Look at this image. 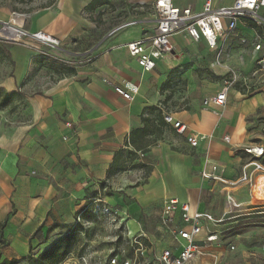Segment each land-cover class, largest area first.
I'll return each mask as SVG.
<instances>
[{"label":"crops","instance_id":"0c3cea01","mask_svg":"<svg viewBox=\"0 0 264 264\" xmlns=\"http://www.w3.org/2000/svg\"><path fill=\"white\" fill-rule=\"evenodd\" d=\"M92 1L54 0L28 14L16 13L23 15L29 33L43 32L56 39V49L42 50L40 43L30 39L17 44L0 41V67L6 72L0 73V89L24 96L23 107L14 105L22 108L0 110L2 260L24 264L29 253L40 254L68 234L79 222L80 212L103 204L123 224L124 238L139 237L151 246L148 252L145 249L144 262L153 264L162 251L178 254L181 250L182 242L160 223L165 201L177 199L191 212L213 218L212 213L221 210L216 205L219 195H237L239 206H249L253 189L264 180V172L251 166L246 170L250 180L241 179L243 167L257 160L245 148H261L259 160L264 159V84L251 93L230 88L224 107H204V100L220 93L223 81L209 83L188 76V91L180 100L185 107L167 110L161 104L167 73L187 60L186 51L201 47L213 60L214 52L203 42L179 36L171 39L170 55L158 60L152 72L144 73L125 45L153 35L155 20L147 6L154 0H96L94 9L87 10ZM205 1L173 0V4L200 12ZM211 1L215 7H229L233 2ZM1 2L0 28L18 7L13 0ZM119 15L122 18L117 19ZM260 15L264 17V9ZM134 18L138 25L109 35L118 24ZM105 19L111 23L103 28ZM251 35L238 27L227 41L223 66H231L239 57L241 72L250 71ZM241 39L247 44H241ZM69 70L74 73L69 75ZM215 70L222 79L225 69ZM124 83L138 87L131 102L114 92L113 87ZM153 107L161 118L168 113L183 123L186 133L179 135L165 123L159 126L156 112L147 111ZM147 119L159 139L141 152L129 145V139ZM170 132L177 139L165 138ZM188 134L205 139L192 148L186 142ZM153 139L154 135L149 137ZM131 152L133 157L128 155ZM203 172L216 179L203 178ZM244 191L249 198L242 201ZM256 191L264 193L261 187ZM202 225L205 230L195 242L204 252L188 264H264V233L257 240L263 248L252 243L247 253L240 250L232 257V246L205 245L212 223Z\"/></svg>","mask_w":264,"mask_h":264},{"label":"built area","instance_id":"2783aa9c","mask_svg":"<svg viewBox=\"0 0 264 264\" xmlns=\"http://www.w3.org/2000/svg\"><path fill=\"white\" fill-rule=\"evenodd\" d=\"M150 14L155 20V29L152 36L125 45V49L131 58H134L144 73L152 72L156 62L167 57L172 52L171 39L179 36H186L195 43L203 42L206 47L214 52L213 66L225 69V78L230 74L229 69L223 66V58L227 41L234 36L239 26L251 31L250 59L253 67L259 71H264V17L260 11L264 9V0H233L229 7H215L211 0L203 3L200 12H193L190 8H178L174 6L173 0H154L147 6ZM22 19V21H21ZM137 19L126 20L118 24L109 35L138 25ZM6 30H11L10 35H4ZM23 39H30L40 43L48 49H56L59 42L43 32L29 33L24 29L23 15L14 13L8 22L1 23L0 41L8 43H19ZM241 44H247L245 39H241ZM63 64H65L63 62ZM256 72L253 73L255 76ZM238 78L234 74L229 79L225 78L223 87L218 95L204 100V107L222 108L226 102V93L233 88ZM246 78L239 86L242 93L254 92L256 87L246 85ZM114 92L122 99L131 102L138 92V87L124 83L122 86L113 87ZM163 122L173 128L177 134L184 135L187 127L180 121H176L171 114H162ZM204 136L188 134L187 144L195 148L199 140H204ZM228 142V138L223 139ZM246 154L254 155L257 160L250 161L242 169V181H249L251 174L246 170L251 166L255 171L264 172V166L259 160L263 156L261 148H245ZM216 168L213 167V171ZM203 178L216 177L202 173ZM179 212V213H178ZM215 220L208 214L191 212L187 204H180L177 199H169L164 202L161 211L160 223L168 229L174 239L181 244V250L174 254L169 250L162 251L155 256L153 264H188L204 252V247L197 244L198 238L205 223H214ZM205 230V229H204ZM216 235L212 231H207L204 237L205 245L216 242ZM124 249H112L108 254L105 264H146L144 262L145 249L139 241V237L124 238ZM233 250V248H230ZM130 250V251H129ZM131 253V254H129ZM86 264L84 257L79 258Z\"/></svg>","mask_w":264,"mask_h":264},{"label":"rangeland","instance_id":"374dc122","mask_svg":"<svg viewBox=\"0 0 264 264\" xmlns=\"http://www.w3.org/2000/svg\"><path fill=\"white\" fill-rule=\"evenodd\" d=\"M18 7H14V13L29 12L47 6L54 2V0H13ZM2 9V2L0 0V10ZM111 8L109 9V11ZM122 18L121 15L117 16ZM108 19V18H107ZM101 24L104 25L110 20ZM110 19V18H109ZM118 21V20H117ZM99 22V21H98ZM100 24V22H99ZM4 44L8 42L3 41ZM11 44V43H9ZM42 50H46V47H42ZM185 62L180 63L178 66L172 68L167 73L166 82L161 88L163 100L161 104L167 110H173L174 108L185 107V102L180 100L184 97L188 91V76L196 78L198 81L205 79L207 82L212 83L215 81L222 82L225 78L229 79L230 75L237 76L239 82H236L233 88L239 90V86L243 83L245 77L246 85L251 87H259L264 84V71L252 67L247 74L241 72V62L239 57H236L235 62L230 65H225L227 69L231 70L225 78H217L214 74L217 69L212 65L213 55L204 52L201 47L193 52L186 51ZM224 57L223 59H225ZM188 61V62H187ZM256 72L255 76L253 73ZM0 73L5 74V70L0 67ZM165 138H176V135L172 132L166 133ZM262 185L259 181L256 188L252 191V204L239 206L236 203L237 195L231 196L228 194L220 196L216 205L220 206L221 210L217 214H213L214 223L210 226V231L216 235V243L220 246L229 247L232 246L235 250L232 257H235L240 253V250L247 253V249L252 243L255 247L263 248V244L257 241L260 235L264 233V193L257 192V188L261 187L264 191V180L261 179ZM106 194L112 193V191H105ZM228 193V192H227ZM230 193V191H229ZM241 199L246 200L249 195L246 191L240 193ZM89 213H92L89 221L81 220V230L76 235V244L72 253L61 264H83L79 259L84 257L88 261L94 260V263L104 261L108 257L109 249H124V228L123 224L118 221L116 214L103 204L97 206H91L88 208ZM80 221V219H79ZM70 231L72 230L69 229ZM69 231V232H70ZM140 240V239H139ZM144 249L147 252L150 249V245L145 240H140ZM155 250V247L153 248ZM130 251V250H129ZM153 252V251H152ZM34 254V253H32ZM131 254V253H129ZM215 259V257H210ZM25 264V263H24Z\"/></svg>","mask_w":264,"mask_h":264},{"label":"trees","instance_id":"16d2710c","mask_svg":"<svg viewBox=\"0 0 264 264\" xmlns=\"http://www.w3.org/2000/svg\"><path fill=\"white\" fill-rule=\"evenodd\" d=\"M105 4L103 2H100ZM96 5V0H93L87 7V10H93ZM69 75L73 74L74 71H68ZM24 96L19 92H11L5 93L3 90L0 89V110H9L12 112L15 109L22 108L24 106L23 103ZM16 103V104H15ZM22 106V107H15ZM148 112H156V121L159 126L163 127L164 122L160 116V112L157 111L156 108H149L147 109ZM144 121V120H143ZM144 126L142 129L134 131L131 133V137L129 139V145H131L135 150H140L141 152H146L145 148L149 146V144L155 142L159 139V135H157V131L153 128L152 124L150 123V119L145 120ZM160 132V131H159ZM154 135V139L151 141L149 140L150 136ZM133 152L128 153L133 157ZM261 163L264 164V159L261 160ZM119 170V167L116 169V172ZM122 167L120 168V171ZM150 169H147L146 175L149 174ZM104 183H101V186ZM96 196V195H95ZM79 214V213H77ZM80 221L77 222L72 230L66 234L61 236L60 238L53 241L43 252L40 254H32L25 258V264H61L63 263L68 256L72 253L75 244H76V235L81 230V220L89 221L90 217H92V213H89L88 209L80 212L79 214ZM0 242H2L0 240ZM0 264H20L17 261H8L5 259H1L0 257Z\"/></svg>","mask_w":264,"mask_h":264},{"label":"bare ground","instance_id":"6f19581e","mask_svg":"<svg viewBox=\"0 0 264 264\" xmlns=\"http://www.w3.org/2000/svg\"><path fill=\"white\" fill-rule=\"evenodd\" d=\"M11 33H12L11 30H6V32H4L3 34H4V35H10Z\"/></svg>","mask_w":264,"mask_h":264}]
</instances>
